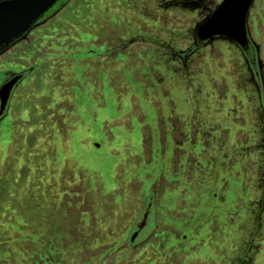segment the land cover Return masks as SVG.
Listing matches in <instances>:
<instances>
[{
  "label": "rangeland",
  "instance_id": "rangeland-1",
  "mask_svg": "<svg viewBox=\"0 0 264 264\" xmlns=\"http://www.w3.org/2000/svg\"><path fill=\"white\" fill-rule=\"evenodd\" d=\"M221 2L68 0L0 54V264H264V0L255 68L195 47Z\"/></svg>",
  "mask_w": 264,
  "mask_h": 264
},
{
  "label": "water",
  "instance_id": "water-1",
  "mask_svg": "<svg viewBox=\"0 0 264 264\" xmlns=\"http://www.w3.org/2000/svg\"><path fill=\"white\" fill-rule=\"evenodd\" d=\"M59 1L0 0V53L25 36ZM253 3L254 0H222L212 13L195 27L196 45L220 37L234 42L245 53L253 51L247 30L248 15ZM21 80L22 75H16L1 84L0 120L4 117L14 88ZM147 218L148 212L143 215V222L129 238L131 244L145 226Z\"/></svg>",
  "mask_w": 264,
  "mask_h": 264
},
{
  "label": "flooded vegetation",
  "instance_id": "flooded-vegetation-1",
  "mask_svg": "<svg viewBox=\"0 0 264 264\" xmlns=\"http://www.w3.org/2000/svg\"><path fill=\"white\" fill-rule=\"evenodd\" d=\"M66 1H68V0H60V1H59V2L53 7V9H52L51 11H49V13H47V14L43 17V19H41V20H40L35 26H37L38 24H40L41 22H43V21H45L47 18H49V17H50V16H51V15H52V14H53V13L59 8V7L63 4V3H65ZM184 1H185V0H184ZM189 1H191V0H189ZM185 2H188V1H185ZM35 26H34V27H35ZM34 27H33V28H34ZM248 38H249V37H248ZM213 39H214V38H213ZM211 40H212V39H211ZM209 41H210V40H209ZM209 41H208V42H209ZM249 41H250V39H249ZM16 42H17V41H16ZM14 43H15V42H14ZM14 43H13V44H14ZM194 43H195V36H194ZM206 43H207V42H206ZM206 43H204V44H199V45H196V43H195L194 45H195L196 48H199V47L204 46ZM13 44H12V45H13ZM12 45H11V46H12ZM250 45H251L253 51L249 50V51L246 52V53H245V52H244L239 46H238V47L242 50V52L245 54V56H247V57L249 58L251 66L255 68V66H256L255 48H254V46L252 45V42H251V41H250ZM9 47H10V46H9ZM9 47H8V48H9ZM4 51H5V50H4ZM0 54H1V53H0ZM16 75H22V74H14V73L7 74V75H6L7 78H6L4 81L6 82V81H8L9 79H11L12 77H14V76H16ZM23 78H24V75H22V80H23ZM22 80H21V81H22ZM21 81H20V82H21ZM18 85H19V83H18ZM18 85H17V86H18ZM17 86H16V87H17ZM16 87H15V88H16ZM15 88H14V89H15ZM11 95H12V94H11ZM9 100H10V99H9ZM8 103H9V102H8ZM5 112H6V111H5ZM146 212H148V217H149V214H150L149 210H147ZM146 212H145V213H146ZM145 213H144V214H145ZM144 214H143V215H144ZM142 217H143V216H142ZM147 219H148V218H147ZM147 219L145 220V226H146V223H147ZM142 222H143V221H141L140 224H141ZM140 224H139V225H140ZM139 225H138V226H139ZM145 226L143 227V229L145 228ZM143 229H142V230H143ZM142 230H141V231H142ZM141 231H140V232H141ZM140 232H139V233H140Z\"/></svg>",
  "mask_w": 264,
  "mask_h": 264
}]
</instances>
